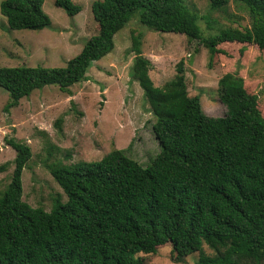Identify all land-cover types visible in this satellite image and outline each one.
Wrapping results in <instances>:
<instances>
[{
	"label": "trees",
	"instance_id": "16d2710c",
	"mask_svg": "<svg viewBox=\"0 0 264 264\" xmlns=\"http://www.w3.org/2000/svg\"><path fill=\"white\" fill-rule=\"evenodd\" d=\"M236 1L247 11L250 26L224 28L208 38L182 0L94 1L91 15L97 33L65 67L0 68V88L10 96L6 109L45 86L69 93L86 78L92 63L111 53L114 36L134 17L147 29L198 41L208 50L210 62L223 54L219 45H241V53L246 46L264 51V0ZM207 2L212 11L229 5V0ZM42 4L3 0L0 14L9 30L40 31L51 24ZM54 4L69 17L81 11L74 0ZM129 51L134 54L131 78L153 115L159 153L147 167L119 150L71 169L53 165L50 174L66 201L46 212L22 200L21 174L31 158L30 148L7 139L16 156L10 183L0 195V264H142L137 254H155L166 245L176 262L197 253L196 264H261L264 117L258 96L246 91L241 77L225 73L217 93L226 114L208 117L199 98L187 94L182 61L171 80L155 87L139 36H132ZM60 122L55 123L58 129Z\"/></svg>",
	"mask_w": 264,
	"mask_h": 264
},
{
	"label": "rangeland",
	"instance_id": "374dc122",
	"mask_svg": "<svg viewBox=\"0 0 264 264\" xmlns=\"http://www.w3.org/2000/svg\"><path fill=\"white\" fill-rule=\"evenodd\" d=\"M94 1L74 0L81 11L69 17L54 0H42L51 24L40 31L9 30L0 14V68L65 67L97 33L91 15ZM182 1L197 18L205 38L224 28L250 26L247 11L236 0H229L226 10L219 11H212L207 0ZM132 36L140 37L141 54L151 64L149 77L155 87L171 80L182 61L188 96L198 97L204 114L217 118L226 114V107L218 99V80L225 73L236 74L243 79L246 91L258 96L264 117V51L246 46L241 53V45H219L223 54L215 55L210 62L208 50L198 41L147 29L134 17L114 36L111 53L92 63L86 78L71 86L69 93H62L57 86H45L6 109L10 96L0 88V167L6 166L0 171V195L9 185L15 166L16 153L6 144L7 139L30 148L31 158L21 174L22 200L46 212L53 204L66 201L50 174L55 164L71 169L82 161H99L112 150L123 151L143 167L151 164L160 148L151 129L154 118L150 107L131 78ZM58 119L60 129L55 126ZM203 251L212 255L206 246ZM136 257L142 264H196L198 260V254L193 253L176 262L169 245L157 248L155 254Z\"/></svg>",
	"mask_w": 264,
	"mask_h": 264
}]
</instances>
